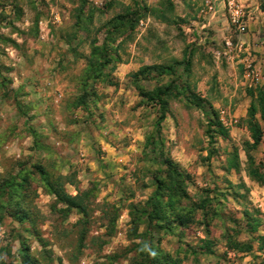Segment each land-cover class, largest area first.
Masks as SVG:
<instances>
[{"label":"rangeland","instance_id":"1","mask_svg":"<svg viewBox=\"0 0 264 264\" xmlns=\"http://www.w3.org/2000/svg\"><path fill=\"white\" fill-rule=\"evenodd\" d=\"M217 8L207 0H0V187L35 162L52 175L74 173L83 189L98 187L88 224L75 210L67 217L54 211L55 197L36 181L23 203L29 219L21 220L0 196V264H26L24 247L41 264H264L258 238L264 234V185L245 170L252 142L249 91L257 95L264 87V57L253 43L264 44V35L251 38L247 28L225 38L223 24L204 25ZM115 15L138 20L127 23L118 41L129 37L117 51L110 49L112 61L100 68L94 43L104 41L106 22ZM191 49V83L204 104L190 108L185 97L171 99L158 126L160 105L145 92L176 79L184 62L164 74L140 71L168 67ZM256 107L264 130L261 105ZM216 118L227 137L207 131ZM262 141L250 151L264 163V134ZM234 151L239 168L228 164ZM166 162L190 174L193 200L208 190L211 214L206 219L197 210L190 226L172 222L132 240L129 205L145 203L155 192V172ZM67 189L77 192L70 184ZM246 212L260 219L255 233L246 229ZM233 228L240 229L237 239L253 242L252 250L226 245ZM134 243L146 244L144 258Z\"/></svg>","mask_w":264,"mask_h":264},{"label":"trees","instance_id":"2","mask_svg":"<svg viewBox=\"0 0 264 264\" xmlns=\"http://www.w3.org/2000/svg\"><path fill=\"white\" fill-rule=\"evenodd\" d=\"M123 15H115L106 22V26H110L107 30L104 41L100 44L94 43L93 55L96 63L100 64V68L105 66L106 63L112 61V57L109 54L110 49L117 51L122 42L129 36H126L121 41L119 40L120 34L124 31L127 23L132 20L137 22L138 18H133L125 21ZM135 24L131 25L133 28ZM118 41V42H117ZM195 49H191L183 60L175 59L168 67L162 65L145 66L140 72L151 71L157 69L161 74L169 72L167 70H174L172 64H179L184 62L182 69L176 70L177 77L171 80L166 85H161L152 91H146L148 101L157 103L160 105L161 114L157 119V124L161 123L166 117L165 110L171 99H178L184 101L182 97L186 98L187 107H202L205 98L196 91L197 85L192 86V57ZM98 55V56H97ZM102 58V59H101ZM188 91V92H187ZM143 92V91H142ZM249 94L252 96L250 106L248 107V117L246 119V125L251 133L252 142L249 144V149L246 150V173L247 176L264 185V163L257 162L250 149H257L262 141L264 134L263 127L257 118L256 104L261 105L260 115L264 117V87L261 86L258 94L255 95L254 90H250ZM258 98V101H256ZM208 130L210 134L218 132L220 135L227 137L228 131L223 126L218 118L209 121ZM213 138V137H211ZM162 163V162H161ZM229 167H240L242 161L237 153L234 151L230 153L228 158ZM32 167V168H31ZM30 168L23 167L16 174H11L10 177L1 184L0 196L4 199L7 206H11L15 209V213L21 220L29 219V214L23 209V203L27 190L32 187L34 181L38 182L48 194L55 197V203L53 204V210L60 213L63 217H67L70 212L75 210L77 213L84 217L85 224H88V217L92 210V203L95 202L96 193L98 190L97 183H93L87 188H81L79 181L76 179L74 173L63 174L58 173L52 175L46 170L41 162H35ZM190 174L177 167H174L171 162H166L164 168L157 169L154 175V181L156 183L155 192L147 199L145 203H130L129 214L131 217L130 227V239L149 237L153 229L161 231L171 228L172 222L181 223L184 227L190 226L196 222V214L199 210L202 212V216L206 219L210 216L209 211L212 207V202L209 200V193L201 195L199 199L193 200L189 191L188 185L190 181ZM67 184L73 185L76 188V194L71 193L67 189ZM37 195L36 189L33 190ZM189 199L190 204L184 205L183 202ZM198 210V211H197ZM217 212L214 211V214ZM246 214H248L246 212ZM117 215L115 214L110 221L109 225L112 229L115 225ZM247 230L250 233H255L259 225L260 219L251 217L248 214L247 217ZM142 224H147V228L144 231L140 230ZM240 229L233 228L231 233L225 236L226 245L235 251H250L253 249V242L241 241L237 239ZM88 228L81 231L79 236V247L85 246L87 238ZM259 240L264 245V234L259 235ZM145 243H134V248L138 249L139 254L144 258ZM22 256H25L26 264H41L36 258L32 257L29 248L24 247L22 250ZM132 264H146L143 259H134ZM153 264V263H152Z\"/></svg>","mask_w":264,"mask_h":264},{"label":"crops","instance_id":"3","mask_svg":"<svg viewBox=\"0 0 264 264\" xmlns=\"http://www.w3.org/2000/svg\"><path fill=\"white\" fill-rule=\"evenodd\" d=\"M214 4L217 5V11L213 13V16H210V20L205 23L204 25H209L212 22L216 21L218 23L215 26L218 27V24H223V27H220V30L222 31L225 29V31H222V35H224L225 38H227L230 33H233L234 31H237L235 27H233L230 24V17H229V9L226 5V0H213ZM244 8L246 13V24L248 28V36L252 38V35L254 37H257L256 33H261L264 35V3L262 0H237ZM217 14V17H216ZM203 25V26H204ZM259 33V34H260ZM238 35H241L238 33ZM248 37V38H250ZM247 37H245L246 40H248ZM250 40V39H249ZM254 46H256L255 50L259 51V58L262 59L264 57V44L259 43H253ZM246 113V111H245ZM243 113L242 115H245ZM263 144V141H261L259 147Z\"/></svg>","mask_w":264,"mask_h":264},{"label":"built area","instance_id":"4","mask_svg":"<svg viewBox=\"0 0 264 264\" xmlns=\"http://www.w3.org/2000/svg\"><path fill=\"white\" fill-rule=\"evenodd\" d=\"M262 1L264 3V0H262ZM226 2H227V7H228L229 12H230L231 25L233 27H236V29L241 31V32L246 31V29H247L246 13H245L243 6L237 0H226ZM207 5L211 9L214 8V1L213 0H207ZM226 45L229 49L234 48V45H233L231 40H227ZM250 74L257 75V79L259 78L258 73H256L255 68L250 70Z\"/></svg>","mask_w":264,"mask_h":264}]
</instances>
